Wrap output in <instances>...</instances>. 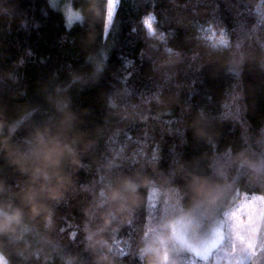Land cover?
Returning a JSON list of instances; mask_svg holds the SVG:
<instances>
[{"label":"trees","instance_id":"trees-1","mask_svg":"<svg viewBox=\"0 0 264 264\" xmlns=\"http://www.w3.org/2000/svg\"><path fill=\"white\" fill-rule=\"evenodd\" d=\"M101 4L98 20L69 29L63 13L54 10L49 0H0V9L8 10V15H0V111L10 119L24 108L35 109L33 123L49 119L51 108L45 90L54 83H67L72 72L89 71L85 63L89 52L108 50L104 77L82 91L76 86L69 92L73 111L80 117L79 128L97 141L96 146L74 173L75 191L56 205L51 232L37 218L21 227L22 239L16 243L0 235V251L6 253L9 264H66L72 257L80 264H93L83 233V210L92 194L83 189L95 186L98 190L103 184L105 173L100 165L112 156L109 145L125 148L127 157L136 153V162L118 161L113 175L141 170L153 173L148 161L154 150L159 157L155 171L164 173L176 160L187 163L189 170L206 174L214 154L230 150L235 155L243 149L261 153L256 141L264 133V28L253 31L255 19L249 0H118L108 30L107 1L101 0ZM149 15L156 17L155 26L168 36L169 47L181 52L182 62L166 63L162 45L157 50L149 48L142 23ZM208 29L228 33L233 51L245 56L238 80L223 67L227 53L209 55L199 46L197 35ZM236 84L237 90L243 91L242 115L238 120L220 121L223 104ZM116 92H127L126 100L120 103L139 105L147 120L122 121L113 114L107 101ZM157 96L163 103L156 102ZM201 110L207 117L202 126L212 143L197 134ZM117 128L123 131L110 138ZM99 129L105 134L97 136ZM26 135V128H21L15 142L22 144ZM26 180L0 154V205L19 206ZM252 195L264 196V189L241 182L230 205L234 207L241 197ZM158 211L159 205L150 213L145 203L136 226L144 228L149 215ZM135 235L132 229H124L117 237L121 248L125 249V240L131 243ZM259 238L264 242V228ZM130 260L128 255L123 257L124 264H139Z\"/></svg>","mask_w":264,"mask_h":264},{"label":"clouds","instance_id":"clouds-1","mask_svg":"<svg viewBox=\"0 0 264 264\" xmlns=\"http://www.w3.org/2000/svg\"><path fill=\"white\" fill-rule=\"evenodd\" d=\"M49 3L54 10L63 13L69 29L77 23L84 25L90 20H98L103 10L101 0H80L79 7H76L77 0H56L55 6L51 0ZM249 4L255 19L253 31L264 28V0H249ZM0 15H8V10L0 9ZM144 19L142 23L149 48L157 50L162 45L166 63L182 62L181 52L169 47L168 36L158 30L155 19H152L151 27L144 24ZM196 39L209 55L227 53L223 67L239 79L245 56L233 51L228 33L221 30L217 34L208 29L199 33ZM107 59V49L91 51L85 57L89 71L72 72L67 83H54L46 89L51 116L43 122H32L35 116L32 108L22 109L14 119L0 111V154L27 177L19 194L20 205H0V235L6 236L9 242L22 239L21 227L37 218L51 232L56 222V205L75 191L74 173L83 167V157L92 151L97 141L80 130V117L73 111L69 92L76 86L82 91L87 85L101 80L108 67ZM191 59L195 60L196 56ZM261 62L264 63V59ZM238 87V84L232 86L218 116L220 121L238 120L242 115L243 91L237 90ZM127 95V92L113 93L107 107L122 121H146L139 105L130 101L120 103ZM155 99L157 103H163L159 96ZM206 121L201 110L196 121L201 125L197 127V134L212 143V137L202 126ZM21 128H26L27 135L23 143L18 144L15 136ZM121 131L122 128L115 129L110 138L119 136ZM104 134V129L97 131V136ZM256 143L261 148L260 154L249 149L235 155L230 150L221 155L214 154L206 174L189 170V165L180 160H176L167 173L155 171L159 157L158 150H154L148 161L153 173L141 170L113 175V170L119 167L118 161L136 162V153L127 157L125 148L109 145L112 156L106 157L100 165L105 173L103 184L98 190L95 186L83 189L92 194L89 206L83 210L86 218L83 233L85 250L93 257V264H124L125 254L130 261L138 260L139 264H187L189 258L193 264L197 260L204 264H232L240 257L248 264H264V242L255 232H245V247L239 233L233 236L234 220L230 215V204L241 182L264 189V133ZM255 199L264 202L258 195ZM145 203L150 213L157 205L159 211L149 215L146 226L140 228L136 224ZM126 228L136 235L131 243L125 240V249H122L117 237ZM46 242L50 240L46 238ZM229 242L232 247L226 251ZM0 264H9L3 251H0ZM66 264H80V261L72 257L66 259Z\"/></svg>","mask_w":264,"mask_h":264},{"label":"snow or ice","instance_id":"snow-or-ice-1","mask_svg":"<svg viewBox=\"0 0 264 264\" xmlns=\"http://www.w3.org/2000/svg\"><path fill=\"white\" fill-rule=\"evenodd\" d=\"M52 5L55 6L56 0H51ZM116 0H108V20L111 21L114 17L115 12V5ZM156 20L154 15H149L144 19V24L151 27L152 19ZM38 26V25H36ZM23 62V61H22ZM129 64L131 61L128 62ZM259 196V195H258ZM264 198V196H260ZM255 204V201H252V204H249L247 200L244 203L233 207L230 205V215L233 217L234 223L233 228L235 229L233 236L237 233L240 234L241 241L245 243V247H247V243L244 239L245 232H256L259 233L261 228H264V211L260 209H255L254 211H250L249 208ZM232 247L231 242L228 243V248L225 249L226 251H230ZM126 255V254H125ZM232 264H248V261L243 257H240L232 262Z\"/></svg>","mask_w":264,"mask_h":264},{"label":"rangeland","instance_id":"rangeland-1","mask_svg":"<svg viewBox=\"0 0 264 264\" xmlns=\"http://www.w3.org/2000/svg\"><path fill=\"white\" fill-rule=\"evenodd\" d=\"M107 1V12H108V0ZM117 4H118V0H116L115 2V5H114V8H115V12H116V8H117ZM115 12H114V15H115ZM114 19V17H113ZM113 19L111 21L108 20V16H106V29L108 30L113 22ZM257 195H252V196H247V197H241L239 199V201L235 204L234 207H236L237 205L241 204V203H244L245 200L248 201L249 204H252V201H255V204L252 205L251 208H249L250 211H254L255 209H260L262 211H264V202H259L255 199ZM259 196H262V195H259ZM263 228L260 229L258 235L260 236V232ZM254 232V231H253ZM253 232H250V233H253ZM256 233V232H255ZM257 234V233H256ZM203 262V261H202ZM188 264H193V262H189ZM196 264V263H195Z\"/></svg>","mask_w":264,"mask_h":264}]
</instances>
